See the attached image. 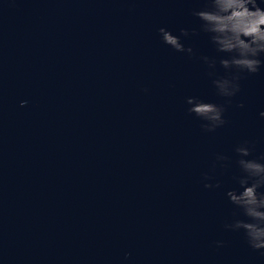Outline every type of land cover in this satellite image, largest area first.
I'll return each instance as SVG.
<instances>
[{"label": "water", "instance_id": "obj_1", "mask_svg": "<svg viewBox=\"0 0 264 264\" xmlns=\"http://www.w3.org/2000/svg\"><path fill=\"white\" fill-rule=\"evenodd\" d=\"M201 3L0 0V264H264L224 228L234 148L264 154V69L230 103L216 95ZM160 27L196 29L195 55ZM191 95L224 104L225 125L205 132Z\"/></svg>", "mask_w": 264, "mask_h": 264}, {"label": "clouds", "instance_id": "obj_2", "mask_svg": "<svg viewBox=\"0 0 264 264\" xmlns=\"http://www.w3.org/2000/svg\"><path fill=\"white\" fill-rule=\"evenodd\" d=\"M192 15L199 21L198 30L207 36L215 52L214 56L200 55L198 59L207 69V76L217 96L230 103L240 92V81L245 76L254 75L264 69V0H202ZM162 44L177 53L192 57V46H185L187 40L197 34L196 29L180 28L179 34L165 27L157 30ZM223 74L217 73V68ZM147 91V89H145ZM186 111L202 122L205 132H214L225 125V105L205 100L199 96L185 97ZM27 101H20L24 107ZM237 107H243L238 104ZM264 119V111L258 113ZM238 159L235 161L240 175L234 177L236 187L228 189L224 195L238 210L231 222L224 228L242 232L248 246L264 251V154L251 158L252 149L247 141L234 148ZM228 157L216 154L213 167H226ZM205 189L218 188L219 183H210L211 177L204 176ZM217 247L223 241H216ZM125 253V259L128 258Z\"/></svg>", "mask_w": 264, "mask_h": 264}]
</instances>
